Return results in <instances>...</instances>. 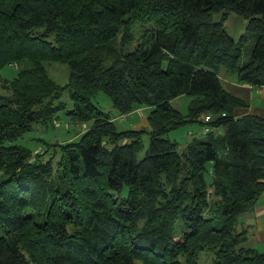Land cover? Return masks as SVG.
<instances>
[{
    "label": "trees",
    "instance_id": "trees-1",
    "mask_svg": "<svg viewBox=\"0 0 264 264\" xmlns=\"http://www.w3.org/2000/svg\"><path fill=\"white\" fill-rule=\"evenodd\" d=\"M230 13L255 36L245 64ZM48 63L68 66L66 86ZM221 68L264 88V0H0V264H199L204 251L213 264H264L244 247L249 228L237 231L264 196V118L234 116L248 104ZM67 90L70 120L92 122L79 140L49 144L46 159L15 144L53 126ZM100 93L124 121L151 108L148 129L119 131L93 104ZM181 96L185 115L172 106ZM209 115L205 139L180 151L167 138Z\"/></svg>",
    "mask_w": 264,
    "mask_h": 264
},
{
    "label": "rangeland",
    "instance_id": "rangeland-1",
    "mask_svg": "<svg viewBox=\"0 0 264 264\" xmlns=\"http://www.w3.org/2000/svg\"><path fill=\"white\" fill-rule=\"evenodd\" d=\"M224 14V13H223ZM222 14L215 17V21H220ZM249 20L241 17L239 15L230 13L228 15L227 20L224 23V28L228 32V34L235 39L236 42L246 35L245 40L242 41V64L249 62L251 59V54L253 47L255 45V36L253 34L247 33V26ZM143 26L135 25L132 28V34L134 37V44H137L138 39H140L141 35L144 33ZM133 50V49H127ZM46 68L48 74L51 79H53L57 84L61 86H66L68 83L69 76V68L66 65L56 64V63H48L46 64ZM21 68L13 66L12 68H7L3 71V75L7 76V78L11 79L14 74H16ZM226 75V76H224ZM219 78L221 80V84L225 90H227L230 94L236 95L237 88L229 87L228 83L238 86H244L238 81L237 74L234 72H229L225 68H221L219 71ZM228 82V83H227ZM248 86V85H246ZM239 95L243 101L248 104L247 108H238L236 111L246 114V111H249L253 115L254 107L264 106V98L255 92V95L248 97L247 95ZM238 97V96H237ZM190 98L188 96H181L174 101H172V106L183 113L184 115L188 112V105L190 102ZM93 104L97 106L103 113L108 114L113 120L119 131L127 130V129H136V130H147L148 122L147 117L150 113L151 108L143 107L136 110L133 115L127 118V120H122L119 113L114 109L111 100L104 94L100 93L98 96L93 99ZM253 102V103H252ZM58 103H62L65 106V110L62 111L58 115V119L55 120L53 126L49 128H45L41 125H35L32 132L28 133L24 136V138L16 141L15 144L24 146L32 151L33 155H42L46 151L43 159L50 158L53 154L55 147L48 146L55 144H65L67 142L78 141L81 134L87 131L92 122L87 123H76L70 120L67 116V111L73 109V102L70 99L69 91H65L62 98ZM235 111L234 116L239 117ZM248 115V114H247ZM246 116V115H245ZM244 116H241L242 118ZM216 135H224L226 129L224 127L214 129ZM167 138L171 141H176L179 145V150H183L185 146L192 141L193 138L197 139H205L206 134H204L203 126L199 123H194L192 125H185L181 128L169 133ZM149 140L150 136L148 133L143 134V150L139 153L138 158H143L149 148ZM207 168L210 170L211 165H208ZM211 172V171H210ZM207 182L210 184L211 176L210 174L206 175ZM264 206V196L259 200L256 209ZM254 211L251 213H247L240 218V223L237 227V231L240 232L243 229L249 228L248 232V241L244 244L246 248H253L260 252H264V214L260 218V222L258 225V215L253 216ZM249 220V222H247ZM183 229L177 224L176 226V235H182ZM214 252L213 251H204L201 253L198 263L199 264H213ZM137 264H141L137 262Z\"/></svg>",
    "mask_w": 264,
    "mask_h": 264
},
{
    "label": "crops",
    "instance_id": "crops-1",
    "mask_svg": "<svg viewBox=\"0 0 264 264\" xmlns=\"http://www.w3.org/2000/svg\"><path fill=\"white\" fill-rule=\"evenodd\" d=\"M224 76H226V75H224ZM228 85L231 88H237V92L236 93H238L240 95H247L248 97L252 96V98H253V96L255 95V92H258V94L261 95L262 98H264V88H256V87H251V86H246V85H244V86H241V85L235 86V85H232L230 83H228ZM238 94H236V95L234 94V95L239 97ZM236 113L239 114V117H237V118H240L241 116H245L247 114H251L249 111H246V114H243V113L237 112V111H236ZM253 115L264 118V106L254 107L253 108ZM262 214H264V206L263 207H259L258 210L255 207L253 216L258 215V218H259L258 225H259V222H260V218L262 217L260 215H262ZM247 222H249V220H247Z\"/></svg>",
    "mask_w": 264,
    "mask_h": 264
},
{
    "label": "built area",
    "instance_id": "built-area-1",
    "mask_svg": "<svg viewBox=\"0 0 264 264\" xmlns=\"http://www.w3.org/2000/svg\"><path fill=\"white\" fill-rule=\"evenodd\" d=\"M222 116L224 117L225 114H223ZM213 120H214L213 117L210 116V115L205 117L204 122H205L206 125H204V127H203L204 134H208V133H210L212 131V127H210L208 123H211Z\"/></svg>",
    "mask_w": 264,
    "mask_h": 264
}]
</instances>
